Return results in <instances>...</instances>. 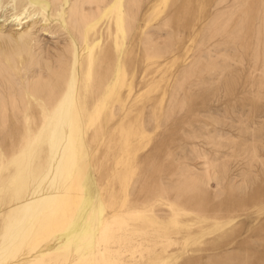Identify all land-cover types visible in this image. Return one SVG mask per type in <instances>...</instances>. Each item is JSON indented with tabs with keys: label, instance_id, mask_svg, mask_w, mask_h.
Returning <instances> with one entry per match:
<instances>
[{
	"label": "rangeland",
	"instance_id": "1",
	"mask_svg": "<svg viewBox=\"0 0 264 264\" xmlns=\"http://www.w3.org/2000/svg\"><path fill=\"white\" fill-rule=\"evenodd\" d=\"M148 1L138 22L164 38L158 28L171 0H161L152 19L156 0ZM173 2L174 39L99 45L111 55L127 52L111 92L116 101L100 110L113 118L71 126L67 164L49 170L46 188L28 187L25 196L52 192L74 173L52 213L28 216L33 207L19 204L6 217L19 220L10 233L1 228L3 209L24 194L0 187V264H215L225 257L264 264V0ZM12 5L0 2L2 47L18 33ZM36 21L26 28L34 59L55 65L66 52L64 32L55 21ZM182 183L203 193L178 199Z\"/></svg>",
	"mask_w": 264,
	"mask_h": 264
},
{
	"label": "bare ground",
	"instance_id": "2",
	"mask_svg": "<svg viewBox=\"0 0 264 264\" xmlns=\"http://www.w3.org/2000/svg\"><path fill=\"white\" fill-rule=\"evenodd\" d=\"M9 1L13 3L11 7L15 16L13 19L7 17L16 21L15 31L18 33L11 36L12 45H3V43H1L3 47L0 45V142L4 144L0 145V187L12 188L15 195L24 194L20 196V199L11 198L7 207L3 209L6 214H4L5 218L1 219L3 222L1 228L14 233L17 230L14 224H17L19 220L12 218L8 222L11 218L6 217L10 216L11 211L18 209L19 204L21 208L33 207V212L28 216H33L35 213L46 216L52 213L57 203L66 196L65 190L74 173L64 177L59 186L50 187L52 192L46 189H43L44 192L38 190L34 197L32 196L35 192L27 194L31 196L30 198H27L25 194L31 189H28L29 186H41L47 180L49 170L57 172L67 164L66 156L71 147V135L74 134L70 127L85 124L94 118L100 119L101 124L103 121L111 122L113 118L112 113H107L102 118L103 112L101 113L100 110H106L113 101H116L117 97L112 99L111 92L119 87L117 85L119 77L125 73L127 52L123 49L118 54L111 55L110 51L101 50L99 45L109 42L119 45L129 38L144 44L156 42L165 44L173 38L175 27L172 24L173 17L170 12L173 10V0L170 3L167 0L169 4L166 8L167 13L161 23L162 26H158V31L164 29V38L156 34L154 37V33L151 35L144 31L147 23L139 24L138 10L145 0ZM160 2L162 1L156 0L148 9L151 19L155 16ZM34 17L44 22L43 27L55 21L64 32L65 46L62 48L66 52L60 55L55 65L50 59L44 62L34 59L33 37L31 38V34L29 35L26 29L30 23L34 26L33 22L36 21L33 20ZM135 29L138 31L136 35L132 34ZM54 70H56L55 73L50 74ZM14 87H17V90ZM119 103L120 107L124 106L122 100ZM169 112L167 111L168 114ZM164 114L168 117L166 113ZM50 125H54V128L48 129ZM51 139L49 152L48 146ZM84 142V134H82L81 144L84 145ZM183 183L175 188L178 199L187 195L192 201H196V197H199L197 195L203 193V187L192 186L188 189L189 187L186 186V188ZM69 221V224L75 225V219L70 218ZM36 222H39V219ZM102 229V222L98 220L96 231ZM90 237L85 234L84 238L90 239ZM66 243L64 247L70 244L67 241ZM60 250L57 248V251ZM79 251L80 248L75 252L79 253ZM231 261H236L235 264H247L245 259L236 257H225L215 264H233ZM19 263L21 264V261Z\"/></svg>",
	"mask_w": 264,
	"mask_h": 264
}]
</instances>
